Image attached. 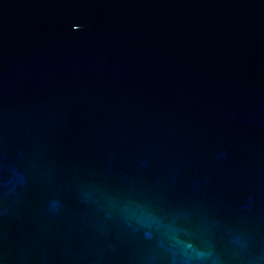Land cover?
<instances>
[{
    "label": "water",
    "instance_id": "1",
    "mask_svg": "<svg viewBox=\"0 0 264 264\" xmlns=\"http://www.w3.org/2000/svg\"><path fill=\"white\" fill-rule=\"evenodd\" d=\"M0 264H264V0H0Z\"/></svg>",
    "mask_w": 264,
    "mask_h": 264
}]
</instances>
